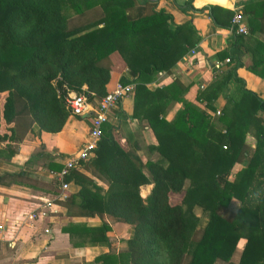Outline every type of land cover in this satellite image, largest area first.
Returning a JSON list of instances; mask_svg holds the SVG:
<instances>
[{"label": "trees", "instance_id": "obj_1", "mask_svg": "<svg viewBox=\"0 0 264 264\" xmlns=\"http://www.w3.org/2000/svg\"><path fill=\"white\" fill-rule=\"evenodd\" d=\"M248 3L239 9L247 33L234 34L216 53L228 61L213 69V79L194 101H186L176 80L145 86L157 72L169 71L187 45L185 27L170 29V15L154 11L155 2L0 0V141L9 155L26 133L62 128L69 115L68 91L89 101L103 97L112 71L119 74L115 82L133 84L131 117L145 121L154 137L147 148L158 158L141 161L134 147L123 144L117 121H107L93 155L78 163L106 188L76 168L64 177L79 186L63 202L66 213L101 218L95 226L62 227L72 245L108 243L104 214L131 227L124 248L96 256L99 264H264V97L245 89L235 75L243 66L264 80V43L248 40L254 31L264 35V0ZM66 9L83 21L73 24ZM223 12L228 13L224 21L213 12L210 16L215 25L227 27L233 13ZM109 58L114 63H106ZM230 80L236 83L232 92L226 87ZM219 94L224 104L212 117ZM171 100L180 107L167 120L164 107ZM246 135L254 138L250 152ZM47 168L59 166L47 163ZM12 182L15 175H0V185ZM148 183L142 199L139 186ZM255 190H261L259 203L248 198ZM169 193L182 195L171 202ZM195 207L206 217L201 228L195 227ZM224 209L229 217L220 213ZM77 234L84 237L72 239Z\"/></svg>", "mask_w": 264, "mask_h": 264}, {"label": "crops", "instance_id": "obj_2", "mask_svg": "<svg viewBox=\"0 0 264 264\" xmlns=\"http://www.w3.org/2000/svg\"><path fill=\"white\" fill-rule=\"evenodd\" d=\"M255 1L257 0L155 1L154 11L170 15L167 22L170 29H174L175 26L185 27L187 45L184 53L173 63L169 71L157 72L145 86L153 89L176 80L182 89L179 96L183 100L194 101L199 91L213 79V69L217 65L223 67L225 64V58L220 59L216 53L226 48L234 39L229 26L215 25L210 13L213 12L221 21H224L228 16V13L223 12L224 10L232 14L233 9L241 10L244 3L251 4ZM208 6H214V8ZM255 38L264 43L262 33L254 31L248 40H255ZM245 46L252 45L246 41ZM241 49L245 47L242 46ZM247 56L248 53L245 52L241 60H245ZM123 74L128 76L125 70ZM235 75L243 81L245 89L252 91L259 98L264 97L263 79L243 66L235 69ZM118 76V73L111 72L107 88H111ZM235 86L236 83L230 80L226 86L228 92H232ZM223 104L224 99L219 94L212 103L214 111L221 109ZM179 107L180 102L169 101L164 107L163 116L170 120ZM204 111L210 115L209 109L204 108ZM131 112L132 92L115 106L108 120L109 122L117 121L123 144L134 147L141 161L147 158L156 160L157 152L147 148L148 145L155 143L152 133L147 129L145 121L139 122L131 117ZM116 117L117 120H115ZM88 129V114L80 117L68 115L62 128L57 132L39 131L37 133L34 129L32 133H26L19 142L11 145L14 152L10 155L9 150L0 141V175L16 176V182L0 185V264H99L95 261L96 256L108 252L111 247L114 250L124 248V241L131 233L130 225L116 222L106 214L102 216V220L109 225L105 233L108 243L84 240L81 245L75 246L71 244L68 233L61 230L68 223H86L89 226H95L101 219L97 216H69L63 202L66 196L75 193L79 186L72 180H68V187L63 192L65 197L62 198L58 184L47 174L49 170L47 163L58 165L60 168L64 161L81 147L87 137ZM250 137L252 139L248 142H251L253 147L254 138ZM245 142H247L246 138ZM35 152L37 156L31 157ZM29 159L30 163L26 164ZM76 170L92 178L103 190L106 188L105 183L94 178L88 170L81 166H78ZM150 188L149 183L140 185L139 196L144 199ZM176 194L179 195L169 193V197ZM47 200L51 202V206L45 217H39L36 220L24 219L26 212L37 210L42 202ZM44 229H48L47 233L43 232ZM83 237L77 234L73 235L72 239ZM214 264L223 263L216 260Z\"/></svg>", "mask_w": 264, "mask_h": 264}, {"label": "built area", "instance_id": "obj_3", "mask_svg": "<svg viewBox=\"0 0 264 264\" xmlns=\"http://www.w3.org/2000/svg\"><path fill=\"white\" fill-rule=\"evenodd\" d=\"M229 29L233 34L247 33V28L240 10L233 9V14L229 21ZM227 61L228 58H225L224 62L226 63ZM215 69L219 71L220 65H217ZM132 89L133 84L131 82L124 84L115 82L104 96L98 100L89 101L83 93H76L73 91H68L64 95L65 107L69 115L77 117L85 114L89 115V129L85 141L74 155L68 157L59 169L47 170L48 176L54 179L58 184V188L61 191L60 197H65L63 192L68 187V182L64 181V177L71 169L77 168L80 161L93 155L96 142L101 135L102 124L109 121V114L123 98L131 95ZM219 113L220 109H215L212 115H218ZM50 206V201H44L37 210L26 212L24 214V219L36 220L39 217H45ZM47 231L48 229L43 230L45 233H47Z\"/></svg>", "mask_w": 264, "mask_h": 264}, {"label": "rangeland", "instance_id": "obj_4", "mask_svg": "<svg viewBox=\"0 0 264 264\" xmlns=\"http://www.w3.org/2000/svg\"><path fill=\"white\" fill-rule=\"evenodd\" d=\"M137 2H141V0H137ZM65 13H66V15H68L70 17L69 21H71L73 24H76V23H79V22L83 21V18L84 17L76 15L71 10L66 9L65 10ZM105 62L112 64V63H114V60H113V58H109V60H106ZM112 66L114 67V65H112ZM125 72L127 73L128 71L125 70ZM212 117H214V116L212 115ZM245 138H246V141H247L246 142V145H248L247 148L249 147L248 148V152H250L252 146H251V142H248V141H250L252 138L249 135H246ZM181 195H182L181 193H179V195H177V194L176 195H172V196L170 195L169 200L171 202L178 201L179 200V197H181ZM232 206L233 205L231 203H229L228 208L229 209H232ZM192 213L194 214V216L196 218L195 227L201 228L202 225L205 222V219H206L205 215L203 213H201V211H200V209L198 207L193 208L192 209ZM220 213L222 215L226 216V217H229L230 214H231L230 211L229 210H226V209L221 210ZM238 246H240V243L238 244Z\"/></svg>", "mask_w": 264, "mask_h": 264}, {"label": "clouds", "instance_id": "obj_5", "mask_svg": "<svg viewBox=\"0 0 264 264\" xmlns=\"http://www.w3.org/2000/svg\"><path fill=\"white\" fill-rule=\"evenodd\" d=\"M261 197V190L251 191L249 194V199L252 200L254 203H259Z\"/></svg>", "mask_w": 264, "mask_h": 264}, {"label": "water", "instance_id": "obj_6", "mask_svg": "<svg viewBox=\"0 0 264 264\" xmlns=\"http://www.w3.org/2000/svg\"><path fill=\"white\" fill-rule=\"evenodd\" d=\"M146 1L155 2V1H157V0H146Z\"/></svg>", "mask_w": 264, "mask_h": 264}]
</instances>
